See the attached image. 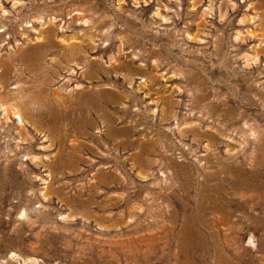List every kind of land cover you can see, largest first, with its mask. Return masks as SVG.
I'll return each instance as SVG.
<instances>
[{
	"label": "rangeland",
	"instance_id": "1",
	"mask_svg": "<svg viewBox=\"0 0 264 264\" xmlns=\"http://www.w3.org/2000/svg\"><path fill=\"white\" fill-rule=\"evenodd\" d=\"M0 264H264V0H0Z\"/></svg>",
	"mask_w": 264,
	"mask_h": 264
},
{
	"label": "bare ground",
	"instance_id": "2",
	"mask_svg": "<svg viewBox=\"0 0 264 264\" xmlns=\"http://www.w3.org/2000/svg\"><path fill=\"white\" fill-rule=\"evenodd\" d=\"M16 116H17V115H16ZM13 256H14V254L11 255V257H13ZM33 261H34V260H33ZM25 262H26V261H25ZM25 262H23V263H25Z\"/></svg>",
	"mask_w": 264,
	"mask_h": 264
}]
</instances>
